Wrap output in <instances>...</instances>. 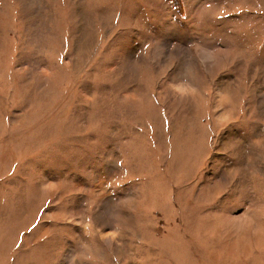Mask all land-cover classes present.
I'll return each mask as SVG.
<instances>
[{"label":"rangeland","instance_id":"obj_1","mask_svg":"<svg viewBox=\"0 0 264 264\" xmlns=\"http://www.w3.org/2000/svg\"><path fill=\"white\" fill-rule=\"evenodd\" d=\"M0 264H264V0H0Z\"/></svg>","mask_w":264,"mask_h":264}]
</instances>
